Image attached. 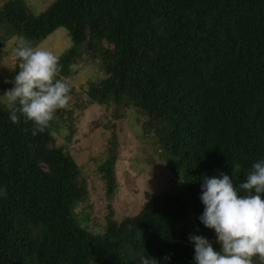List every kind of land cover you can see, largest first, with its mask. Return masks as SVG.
Instances as JSON below:
<instances>
[{
  "label": "trees",
  "instance_id": "16d2710c",
  "mask_svg": "<svg viewBox=\"0 0 264 264\" xmlns=\"http://www.w3.org/2000/svg\"><path fill=\"white\" fill-rule=\"evenodd\" d=\"M2 25L34 43L65 28L73 47L51 62L20 52L22 93L0 104V264H264V231L249 230L264 203V0H55L39 15L8 0ZM85 58L105 75L87 102L135 110L181 185L145 193L136 215L109 216L101 232L80 222L87 184L55 141L71 121L70 66ZM110 144L98 169L108 198Z\"/></svg>",
  "mask_w": 264,
  "mask_h": 264
},
{
  "label": "rangeland",
  "instance_id": "374dc122",
  "mask_svg": "<svg viewBox=\"0 0 264 264\" xmlns=\"http://www.w3.org/2000/svg\"><path fill=\"white\" fill-rule=\"evenodd\" d=\"M7 1L0 0V8ZM22 1L32 14L39 15L55 0ZM5 32L6 26H0V104L10 108L14 98L23 90L16 69L20 52L23 55L39 53L51 62L71 49L73 43L65 28L56 29L38 43L22 35L10 37ZM70 70L71 76L65 83L73 87V92L64 98V109L72 113L71 121L69 128L61 125L55 141L73 157L87 184L90 206L84 204L78 215L80 222L85 221V228L92 232H101L109 216L121 221L136 215L145 202V193H176L181 190V185L179 179L168 171L161 150L154 144L153 134L144 133L143 118L135 110L127 108L116 112L114 107L87 102L89 84L105 78L98 62L85 58L70 66ZM111 141L116 146L114 173L117 188L114 196L108 198L98 169L109 154ZM254 206L258 210L249 230L261 233L264 231V203L257 202ZM218 242L234 259L248 258L239 241L219 234ZM250 260L252 264H262L260 259L252 257Z\"/></svg>",
  "mask_w": 264,
  "mask_h": 264
}]
</instances>
